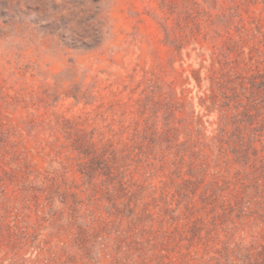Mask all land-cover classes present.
<instances>
[{"label":"rangeland","instance_id":"374dc122","mask_svg":"<svg viewBox=\"0 0 264 264\" xmlns=\"http://www.w3.org/2000/svg\"><path fill=\"white\" fill-rule=\"evenodd\" d=\"M12 11L66 55L0 56V264H264V0Z\"/></svg>","mask_w":264,"mask_h":264},{"label":"clouds","instance_id":"9594fccd","mask_svg":"<svg viewBox=\"0 0 264 264\" xmlns=\"http://www.w3.org/2000/svg\"><path fill=\"white\" fill-rule=\"evenodd\" d=\"M15 4L40 7L50 19L61 14L72 17L74 32L89 42L100 39L102 49L113 40L114 0H99L98 3L93 0H0V11H8L12 17L8 23L0 17V56L28 54L59 59L66 55L56 36L45 35L35 25L16 16L12 11ZM70 6L71 11L66 10ZM103 251L102 245L96 247L98 260L102 258Z\"/></svg>","mask_w":264,"mask_h":264}]
</instances>
